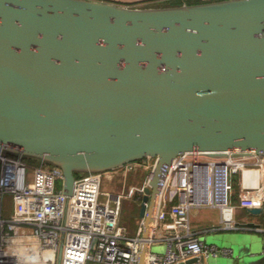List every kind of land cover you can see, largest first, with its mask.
<instances>
[{
	"label": "water",
	"instance_id": "1",
	"mask_svg": "<svg viewBox=\"0 0 264 264\" xmlns=\"http://www.w3.org/2000/svg\"><path fill=\"white\" fill-rule=\"evenodd\" d=\"M0 150L61 167L68 195L79 173L155 157L148 236L176 156L264 155V0H0Z\"/></svg>",
	"mask_w": 264,
	"mask_h": 264
},
{
	"label": "built area",
	"instance_id": "2",
	"mask_svg": "<svg viewBox=\"0 0 264 264\" xmlns=\"http://www.w3.org/2000/svg\"><path fill=\"white\" fill-rule=\"evenodd\" d=\"M26 157L0 150V264H138L144 244L148 246L145 264H179L192 257L227 255L231 248L208 243L194 228L192 208L218 207L220 222L209 227L217 230L244 228L240 224L244 222L235 218L238 206L264 205V194L257 192L264 191V155L212 157L200 150L187 151L176 156L163 173L155 218L144 236L146 221L139 208L156 158L139 185L126 189V178L131 171L148 167L153 157L83 172L68 195L61 167ZM246 169L256 172V182L245 181ZM237 174L243 184L239 205L233 201ZM118 177L121 189H103L104 181ZM58 181L63 182L61 187ZM7 195L12 198L10 211ZM133 196L138 202L135 231L121 221L124 200ZM155 243L164 244L165 249L153 250Z\"/></svg>",
	"mask_w": 264,
	"mask_h": 264
},
{
	"label": "crops",
	"instance_id": "3",
	"mask_svg": "<svg viewBox=\"0 0 264 264\" xmlns=\"http://www.w3.org/2000/svg\"><path fill=\"white\" fill-rule=\"evenodd\" d=\"M118 3L127 4L131 6H147V5H161L169 0H112ZM243 190L242 178L240 174L235 176V190L233 194V201L239 205L241 201V193ZM258 194H264L263 189L257 191ZM261 208L259 212H251L250 207L238 206L235 218L240 222L253 221L258 226L264 227V205L257 206ZM191 221L199 231V234L207 241L213 234L212 241H217L223 247L234 248L230 254L211 255L206 257L208 261L224 260L227 264H264V230L257 229L256 227H244L241 229H209L213 224L220 222V209L212 206H194L191 210ZM233 231H240L244 234V238L237 247H233L228 239L222 238L223 233ZM220 239V242H218Z\"/></svg>",
	"mask_w": 264,
	"mask_h": 264
},
{
	"label": "rangeland",
	"instance_id": "4",
	"mask_svg": "<svg viewBox=\"0 0 264 264\" xmlns=\"http://www.w3.org/2000/svg\"><path fill=\"white\" fill-rule=\"evenodd\" d=\"M37 161H38V159H37ZM148 162H149L148 167H146V166L140 167L137 170L131 171L128 174V176L126 178V183H127L126 189H128L132 185H139L140 183H142V181L145 179L146 175L151 170L152 165L155 162V157L150 158ZM118 178H120V179L116 178L112 182L104 181L103 189H109V188H112L114 190L121 189L122 185H123L122 178L121 177H118ZM62 184H63L62 181H58V186L59 187H61ZM102 197H104V195H102ZM6 204L8 205V210L10 211L11 210V205H12L11 195H7L6 196ZM137 210H138V202L135 200L134 196L133 197H129V198L124 200V207H123V213H122V216H121V221H122V223L128 225L132 231L136 230ZM213 236L214 235L211 234V236L207 239L208 243H214L212 241V237ZM217 245L219 247H223L222 244H217ZM164 249H165V245L164 244L155 243L153 245V250H157V251L161 250V251H163ZM57 264H58V261H57ZM88 264H100V263H97L95 261H89Z\"/></svg>",
	"mask_w": 264,
	"mask_h": 264
},
{
	"label": "bare ground",
	"instance_id": "5",
	"mask_svg": "<svg viewBox=\"0 0 264 264\" xmlns=\"http://www.w3.org/2000/svg\"><path fill=\"white\" fill-rule=\"evenodd\" d=\"M245 181L250 182V183L256 182L257 181L256 172L252 169H246L245 170ZM48 256H50V255H48Z\"/></svg>",
	"mask_w": 264,
	"mask_h": 264
},
{
	"label": "trees",
	"instance_id": "6",
	"mask_svg": "<svg viewBox=\"0 0 264 264\" xmlns=\"http://www.w3.org/2000/svg\"><path fill=\"white\" fill-rule=\"evenodd\" d=\"M199 1H204V0H169L163 4H177V3H183V2H199ZM29 161L35 162L37 161V158L34 157H26ZM81 173H79L78 175H80Z\"/></svg>",
	"mask_w": 264,
	"mask_h": 264
}]
</instances>
